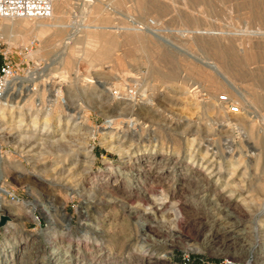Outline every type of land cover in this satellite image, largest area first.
<instances>
[{
  "label": "rangeland",
  "instance_id": "1",
  "mask_svg": "<svg viewBox=\"0 0 264 264\" xmlns=\"http://www.w3.org/2000/svg\"><path fill=\"white\" fill-rule=\"evenodd\" d=\"M100 1L69 0L65 30L0 21L17 114L58 112L43 134L0 119V264H264V0ZM101 16L114 52L91 66L71 34Z\"/></svg>",
  "mask_w": 264,
  "mask_h": 264
},
{
  "label": "bare ground",
  "instance_id": "2",
  "mask_svg": "<svg viewBox=\"0 0 264 264\" xmlns=\"http://www.w3.org/2000/svg\"><path fill=\"white\" fill-rule=\"evenodd\" d=\"M69 0H57L56 3H55V6H54V13H53V16L52 18L50 19H38V20H35L37 22H33L32 24H30V19H16V20H13V21H16L15 22V25L17 27H19L20 29H22L23 31H26V32H34V33H42V32H46V31H49V30H52V29H59V27H61V29H64L65 30V27H63V25H65V18L66 16L64 17L63 14H65V8H67V4H69L68 2ZM102 1V0H101ZM100 1V2H101ZM104 1V0H103ZM139 1V0H138ZM98 2V1H96ZM95 2V3H96ZM88 3V2H87ZM86 1H85V5L87 4ZM84 4V3H83ZM88 4H91L90 2ZM111 4V3H110ZM84 5V6H85ZM109 5V4H108ZM82 7V6H81ZM101 8V5L100 3L99 4H91L90 6H86V14H92V13H95L97 12L99 9ZM81 9V8H80ZM107 9V8H106ZM104 10V9H103ZM84 11V10H83ZM82 11V12H83ZM102 11V9H101ZM107 11V10H106ZM85 12V11H84ZM105 13V12H104ZM261 14V13H260ZM84 15V13H83ZM96 15V14H94ZM103 15V14H101ZM90 17H93V16H90ZM95 17V16H94ZM100 17V15H99ZM87 19V18H86ZM106 16H101V20L98 19V17H96V22L100 21V22H104L103 25H100L101 23H99V25H92L90 26L89 24H85V23H82V24H77V25H80L78 27V31H76L74 34H71L73 35L72 39L76 37H80L83 44H85V49L83 51V55H84V59L86 61H88L91 66L94 65V63H97V62H105L108 58L109 55H112L114 50L113 49H109L107 48V46L105 44L102 43V37H101V33L103 31H105L107 28V26L105 25L106 23ZM110 20V19H109ZM7 21V20H6ZM8 21H11V20H8ZM32 21V20H31ZM34 21V20H33ZM89 21V19H88ZM86 22V21H85ZM111 22V21H110ZM153 22V21H152ZM89 23V22H88ZM94 24V23H93ZM109 24V22H108ZM107 24V25H108ZM153 24V23H152ZM151 24V25H152ZM14 25V24H13ZM76 25V24H75ZM76 25V26H77ZM111 25V23H110ZM108 25V26H110ZM154 25V24H153ZM157 25V24H156ZM10 26V25H9ZM149 26V25H148ZM146 27L144 28L143 26H140L138 24V28L139 29H146V31L156 37H158L160 40L162 41H165V38L159 34L157 32V30H155V26H152V27ZM14 27V26H13ZM113 27V26H112ZM110 30V29H109ZM108 30V31H109ZM80 31H84V34H83V37L81 36H78L79 32ZM107 31V32H108ZM114 31V30H112ZM129 30H126V32H128ZM145 31V30H144ZM106 32V31H105ZM103 32V33H105ZM114 33V32H113ZM105 34H108V33H105ZM110 35H111V32H110ZM114 35V34H113ZM108 40V38H107ZM110 40V39H109ZM75 41V40H74ZM110 42V41H109ZM73 42H69L68 43H65V50H64V57H63V62H64V66H65V69L67 71H69L70 69L73 68V64H72V59L74 58L75 54H76V50L73 48L72 45ZM81 52V51H80ZM61 54V53H60ZM112 58V57H111ZM250 59L254 60V57L253 56H250ZM108 63V62H107ZM100 64V63H99ZM217 69V68H216ZM214 68V70H216ZM31 78V77H30ZM92 78V77H91ZM224 78V77H223ZM22 79V78H21ZM20 77H15L13 78L12 80H10L7 84V88L5 89V91L3 92L2 96L0 97V119H4L7 118L6 115L9 114L8 119H10L13 122L17 121V123L20 125L18 128L20 127H23V126H32L34 129L33 130H43L41 131V134L43 133H46L48 131V129L50 128L49 127V117L55 113V114H58V112H53L51 108L47 109L44 113V118L42 119V121H40L41 119L38 117V115H35V114H30V118H29V122L28 123H25L26 119L25 117H23V112H19L17 114L16 110L18 108L20 109H23L25 106L29 107L31 109V103L33 102H30L32 100H26L25 104L23 106L19 105V101L16 102L15 104V100L18 98H20L22 100V97H23V91L21 90V88H17V85L18 83H20ZM32 79V78H31ZM26 80V79H25ZM224 80L226 81V78H224ZM93 82V81H91ZM228 83V81H226ZM261 82L264 83V79L263 81L261 80ZM21 83H22V80H21ZM97 84V83H96ZM211 84V83H210ZM229 84V83H228ZM212 86L215 87V88H218L219 86L221 87V82L220 81H212ZM34 89L33 85L28 88V93L32 92ZM116 91V90H115ZM126 93V92H125ZM132 96V95H131ZM247 100V99H246ZM50 102H52L50 105L52 107L53 103H57V99L55 100H50ZM256 102V101H255ZM258 102V101H257ZM47 104V103H46ZM44 107V106H43ZM26 108V107H25ZM18 111V110H17ZM60 112V111H59ZM16 113V114H15ZM53 118V117H52ZM112 123V122H110ZM14 124V123H13ZM113 144V143H112ZM26 146V144H25ZM29 148V147H28ZM121 149V148H120ZM119 149V150H120ZM118 150V149H117ZM2 158V152H1V146H0V160ZM191 158L193 159L194 156L192 155ZM196 158V157H195ZM261 158V156L259 157ZM258 158L257 161V165H259L260 163V159ZM262 159V158H261ZM196 160H194L193 162H195ZM231 162H233V166L235 165V161H234V158H231ZM235 162V163H234ZM206 162H204V160L200 163V166L201 168L203 167V169L205 170H208L209 166L207 164H205ZM256 163V162H255ZM235 170V168L233 169ZM139 172V170H138ZM234 172V171H232ZM143 173V172H142ZM149 178V177H148ZM152 179V178H151ZM5 193H9L3 186L0 185V225L1 224V219L2 217H7V208H5L6 206L2 203V198H3V194ZM165 198H162V200H165ZM147 200V199H146ZM161 200V199H160ZM168 200V199H167ZM264 204V203H263ZM155 205V204H154ZM264 211V209H263ZM182 211H179V210H176L175 211V215L176 217L178 218L179 216H181V213ZM131 213V212H130ZM135 213V212H134ZM139 214V213H138ZM154 214V213H153ZM184 214V213H183ZM259 214V213H257ZM256 214V215H257ZM155 215V214H154ZM260 215V214H259ZM262 215V214H261ZM132 216V215H131ZM259 217V216H258ZM8 218V217H7ZM261 221V220H260Z\"/></svg>",
  "mask_w": 264,
  "mask_h": 264
},
{
  "label": "built area",
  "instance_id": "3",
  "mask_svg": "<svg viewBox=\"0 0 264 264\" xmlns=\"http://www.w3.org/2000/svg\"><path fill=\"white\" fill-rule=\"evenodd\" d=\"M57 0H0V21L16 20V19H50L54 13V6ZM3 42L2 27L0 24V43ZM35 41L32 42V45ZM0 97L7 88L10 80L16 77L17 64L13 61L8 52L0 51ZM221 103L229 108L233 114H240L241 105L233 102L229 96L223 95L220 97ZM191 261L190 255L183 258L182 264H189ZM240 264H260L252 259L243 261Z\"/></svg>",
  "mask_w": 264,
  "mask_h": 264
},
{
  "label": "water",
  "instance_id": "4",
  "mask_svg": "<svg viewBox=\"0 0 264 264\" xmlns=\"http://www.w3.org/2000/svg\"><path fill=\"white\" fill-rule=\"evenodd\" d=\"M7 221V217H2L1 224H4Z\"/></svg>",
  "mask_w": 264,
  "mask_h": 264
}]
</instances>
